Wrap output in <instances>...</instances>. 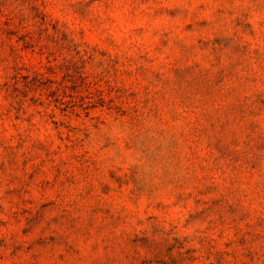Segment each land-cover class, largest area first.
Wrapping results in <instances>:
<instances>
[{
  "label": "rangeland",
  "instance_id": "1",
  "mask_svg": "<svg viewBox=\"0 0 264 264\" xmlns=\"http://www.w3.org/2000/svg\"><path fill=\"white\" fill-rule=\"evenodd\" d=\"M37 1L120 90L0 109V264H264V0Z\"/></svg>",
  "mask_w": 264,
  "mask_h": 264
},
{
  "label": "trees",
  "instance_id": "2",
  "mask_svg": "<svg viewBox=\"0 0 264 264\" xmlns=\"http://www.w3.org/2000/svg\"><path fill=\"white\" fill-rule=\"evenodd\" d=\"M42 6L37 0H0V50L7 49L11 64L0 85V109L57 123V111L63 118L80 116L93 100L104 101L120 87L107 70L94 69L95 49Z\"/></svg>",
  "mask_w": 264,
  "mask_h": 264
}]
</instances>
